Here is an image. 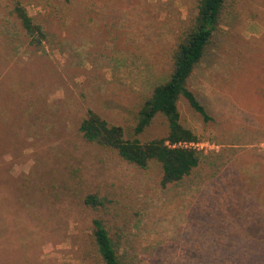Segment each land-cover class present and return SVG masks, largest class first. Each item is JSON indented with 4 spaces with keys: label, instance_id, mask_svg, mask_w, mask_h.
<instances>
[{
    "label": "rangeland",
    "instance_id": "1",
    "mask_svg": "<svg viewBox=\"0 0 264 264\" xmlns=\"http://www.w3.org/2000/svg\"><path fill=\"white\" fill-rule=\"evenodd\" d=\"M20 2L47 39L28 46L12 0H0V135L9 128L0 141V247L24 257L0 250V264H102L96 217L122 264H264V0L226 10L190 76L212 120L182 98L178 110L203 160L163 188L158 162L136 167L77 128L89 107L135 137L197 0ZM166 132L157 115L138 138ZM94 190L108 197L105 209L84 204Z\"/></svg>",
    "mask_w": 264,
    "mask_h": 264
},
{
    "label": "trees",
    "instance_id": "2",
    "mask_svg": "<svg viewBox=\"0 0 264 264\" xmlns=\"http://www.w3.org/2000/svg\"><path fill=\"white\" fill-rule=\"evenodd\" d=\"M236 1L197 0L196 14L186 25L178 28L171 54L169 77L153 87L138 111L134 138L127 137L122 126L109 122L88 107L77 128L82 139L92 145L112 150L122 160L139 168H147L152 161L158 162L161 167L162 188L169 184L180 183L189 176L203 160V154L195 148L171 146L179 142L200 141L192 130L180 122L178 101L184 99L205 122L212 120L196 95L189 89L188 80L195 67L201 62L219 26L224 22L226 10ZM12 2L10 14L20 22L28 46L43 47L47 36L42 23L28 13L20 0H12ZM157 115H162L166 120V134L146 140L139 139L138 135ZM8 133L1 134L0 141ZM107 201L108 197L97 190L83 197L84 204L93 210L105 209ZM91 223V236L102 264H122L113 238L102 218H93ZM247 241L251 243V239L248 238ZM253 244L255 245L256 242ZM263 246L264 244L259 247ZM0 250L17 252L16 260L24 258L21 250L16 246H2ZM18 256L23 258L20 259Z\"/></svg>",
    "mask_w": 264,
    "mask_h": 264
},
{
    "label": "built area",
    "instance_id": "3",
    "mask_svg": "<svg viewBox=\"0 0 264 264\" xmlns=\"http://www.w3.org/2000/svg\"><path fill=\"white\" fill-rule=\"evenodd\" d=\"M172 147H189L197 149L198 143L195 142H179L171 145Z\"/></svg>",
    "mask_w": 264,
    "mask_h": 264
}]
</instances>
